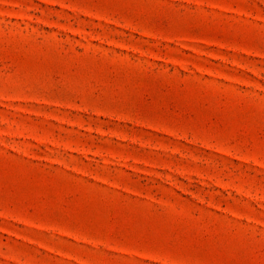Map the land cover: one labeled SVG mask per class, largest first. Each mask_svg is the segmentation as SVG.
<instances>
[{
  "label": "rangeland",
  "instance_id": "1",
  "mask_svg": "<svg viewBox=\"0 0 264 264\" xmlns=\"http://www.w3.org/2000/svg\"><path fill=\"white\" fill-rule=\"evenodd\" d=\"M0 264H264V0H0Z\"/></svg>",
  "mask_w": 264,
  "mask_h": 264
}]
</instances>
